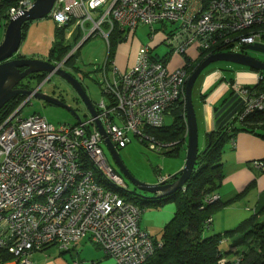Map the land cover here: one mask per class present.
Segmentation results:
<instances>
[{
	"label": "built area",
	"instance_id": "1",
	"mask_svg": "<svg viewBox=\"0 0 264 264\" xmlns=\"http://www.w3.org/2000/svg\"><path fill=\"white\" fill-rule=\"evenodd\" d=\"M35 1L17 0L6 14L7 23L29 11ZM76 2L63 10L55 0L48 15L58 29H64L67 40L75 33L80 36L63 61L51 63L56 69H65V61L90 39L101 37L109 49L112 31L125 40L141 25L171 26L165 43L172 56L184 55L190 48L200 55L220 46L245 54L246 47L264 43V0ZM106 63L113 79L108 80L103 70L101 88L108 104L102 100L94 107L96 118L89 115L75 125L55 127L37 115L21 117L32 93L0 125V252L11 256L5 264H31V254L47 246L69 252L84 239L115 264H143L161 248L139 228L142 211L120 195L126 186L107 164L95 121L116 150L129 143L131 136L152 151L171 149L173 144H161L145 130L163 127L165 116L178 102L185 108L188 74L183 66L171 71L168 62L154 60L147 46L137 50L134 66L124 73L118 72L110 57ZM209 77L242 100L243 108L231 120L239 123L250 113L264 110V92L253 90L261 77L253 78L251 84L223 81L219 72ZM206 88L201 90L205 99L211 92ZM229 143L234 146L233 139ZM253 166L261 169L264 164ZM170 179L160 178L158 183ZM216 201L215 194L204 200L208 205ZM210 225L207 220L205 230ZM218 264L227 261L221 259Z\"/></svg>",
	"mask_w": 264,
	"mask_h": 264
},
{
	"label": "trees",
	"instance_id": "2",
	"mask_svg": "<svg viewBox=\"0 0 264 264\" xmlns=\"http://www.w3.org/2000/svg\"><path fill=\"white\" fill-rule=\"evenodd\" d=\"M16 3L17 0L0 1V22H7L6 14L9 8ZM26 26L27 24L23 26L22 36ZM2 27L5 26L2 25ZM56 32L61 44H57L56 47L50 50L49 61L59 63L76 46L80 36L75 33L74 39L68 44L63 41L64 29H57ZM119 37L120 32L117 30L112 31L109 39L110 48H113L115 40L124 41L120 40ZM80 48L65 61L64 67L69 66ZM190 51L195 53V55H191ZM224 52H231V49L220 46L210 52H202L199 55L193 48H190L184 55H181L183 59L182 66L187 71V74L190 75L205 57ZM171 55L169 52L167 57L163 59L164 61H162L165 63L169 62ZM18 58L23 57L20 56ZM259 74L262 80L259 81L253 90L255 92H264V73ZM45 78L46 74L31 75L21 81L15 89L32 90ZM223 81H226L225 78ZM229 81L232 82L233 79H229ZM101 95L103 96L102 92ZM25 99V96H17L0 110V125L19 108ZM201 99L204 101L205 95H201ZM177 105H180L181 108L177 109ZM177 105L170 111V114L174 117L170 126L145 130V133L155 141L164 145L173 144L171 149L164 151L166 156L176 154L186 141L184 104L183 102H178ZM240 130L257 135L260 132H264V110L250 113L239 123L231 120L220 130L208 132L206 134V146L196 157L195 168L190 179L174 194L161 198L153 196L149 198V195H147V199H139L128 191L120 193L125 200L134 203L141 211L148 207L159 208L167 203H173L176 208L172 220L163 228L161 238L157 240L150 237L154 243H161V248L157 249L143 264H218L221 259H226L227 264H235L233 259L238 257L242 259L240 264H264V210L252 215L234 229L225 231L223 234H214L207 237L204 235L207 231L204 228L205 222L212 220L217 211L230 203H222L218 200L208 205L204 200L215 193L218 184L223 179L220 163L224 146ZM259 136L264 138V135ZM172 181L170 179L168 183ZM99 182L102 184L101 180ZM224 243H227L225 251L222 249ZM49 247L52 246L44 247L41 251ZM10 260L11 256L0 252V264H5Z\"/></svg>",
	"mask_w": 264,
	"mask_h": 264
},
{
	"label": "rangeland",
	"instance_id": "3",
	"mask_svg": "<svg viewBox=\"0 0 264 264\" xmlns=\"http://www.w3.org/2000/svg\"><path fill=\"white\" fill-rule=\"evenodd\" d=\"M61 2L63 7H68L71 0H62ZM102 12L103 10H101V13ZM158 25L159 24L154 25L153 27H158ZM54 29L55 24L51 19H49V17L27 23L26 29L24 30V39L22 40L17 53L14 54L12 58L15 59L22 56L25 59H45L51 48L56 47L57 44H61L60 38ZM149 30V26L138 27L136 34L133 37L131 46H128L127 43L123 44V50L126 53V57L131 62L134 60V53L140 48V46H147L151 49L153 47H157L153 51V55H157L159 57H164L170 50L166 44H161V41L163 40L161 36L162 33H155V39L152 40L148 36ZM127 47L128 49L126 50ZM106 53L107 46L105 41L101 37L96 36L87 41L80 48V50L75 54L72 62L68 67H66V71L81 84L94 107H96L102 100L108 104V99L103 97L100 91V85L104 82L101 67L105 63ZM189 53L193 55L191 51ZM245 54L264 62V54L253 53L250 51H247ZM181 62L182 56H178L173 60L172 66L174 67L178 64L180 67ZM241 71L246 72L248 69L228 63H214L206 68L196 80L192 90L191 100L196 116L199 149H203L206 144L205 133L207 132V128L204 112L205 105L201 99V90L206 78L212 73L220 72L222 77L225 76L227 79H230ZM109 75L110 74H108V76ZM189 76L190 75L188 74V77ZM40 93L47 94L62 101L63 104L70 108V110L73 111L81 121H84L89 117L86 108L74 90L65 81L55 75H51L43 84L40 88ZM176 108L180 109L181 107L180 105H177ZM34 114L43 118L47 123L55 127L64 124L75 125L77 123L75 115L69 110L46 104L35 98H30L20 115L25 118ZM173 120L174 117L172 114L165 116L163 127L170 126ZM101 147L107 164L113 173L122 180L126 186V190L133 193L135 190L134 186L128 178L120 172L107 148L104 145ZM117 154L123 167L134 180L147 185H155L158 183L160 178L172 177L173 175L179 173V168L185 163L186 144L180 147L176 154L166 156L163 151H152L150 147H148L147 143L141 142L131 136L130 142L124 147L119 148L117 150ZM149 198H152V196L149 195ZM168 205L174 206L173 203H167V205L159 208L148 207L146 209H153L154 211L162 210ZM92 245L90 244L89 250L87 249L86 251V253L89 252L88 256H84L89 260L98 259V256H103V252L100 249H98L99 251L96 250L95 246L93 245L94 247H92ZM235 259L240 262L242 261L240 257L234 258L233 260Z\"/></svg>",
	"mask_w": 264,
	"mask_h": 264
},
{
	"label": "crops",
	"instance_id": "4",
	"mask_svg": "<svg viewBox=\"0 0 264 264\" xmlns=\"http://www.w3.org/2000/svg\"><path fill=\"white\" fill-rule=\"evenodd\" d=\"M61 1L62 0H59V7L63 10H69L77 3L76 0H71V2L68 4V7H63ZM53 23L55 24L54 21ZM2 25H4L5 27H2ZM6 25H7L6 21L0 22V43L2 42L3 39L2 34L4 36ZM71 28L72 26L70 27V29ZM57 29L58 28L55 24L54 30ZM136 30L134 33L129 34L128 37L122 42L115 40L112 46L113 48H110L111 43L109 44L110 50L107 49L105 63L101 67L102 72L103 70H106V77L108 78V80L113 79L112 72L109 69L108 63H106L108 57H110L113 60L115 67L119 73H124L125 71L129 70L134 66L137 51L134 53L133 62H131L126 57V53L123 50V44L127 43L128 46H131L133 42V37L136 34ZM171 31H172L171 26L166 24H159L158 27L150 28L148 32L149 33L148 36L152 40H154L155 33H162L161 36L163 40L161 41V44H166L165 43L166 38L169 36ZM74 37L75 35L72 36V38L70 36V39L67 40L66 36L63 34V41L64 43L70 44L74 39ZM23 39H24V35L22 36V40ZM156 48L157 47H153L152 49L149 48L150 56L154 60L162 61L165 57H167L168 53L170 52L169 50L164 57H159L157 55H153L154 54L153 51ZM127 49L128 47L126 48V50ZM49 53L45 59H41V60L50 62ZM193 54L195 55V53ZM176 57L178 56L171 55L170 57L171 61L169 60L168 62L169 69L171 71L179 68L178 64H176L174 67L172 66V62ZM50 63H56V62H50ZM182 63H183V59L181 62V66ZM108 74L110 75L108 76ZM256 77L257 78L260 77L259 72L248 70L246 72L241 71L235 74V76L230 79L237 80L244 84H251L253 83L252 79L253 78L255 79ZM223 78H225L226 81H229V79H227L225 76H223ZM37 86H35L33 89L37 88ZM101 90L102 88L100 85V91ZM208 107L209 106L207 105L204 106V112L206 115V128H207L205 137L206 134L214 128V119L212 118V112H210ZM259 135H264V132H260L257 135L240 130L237 131L233 137L234 146H232L229 142L224 146L223 153L221 155V163H220L223 179L218 184V187L216 188L214 194L218 196V200H220V202L222 203L230 202V203L214 214L211 220V225L204 234L206 237L214 234H223L225 231L234 229L238 224L245 221L252 215L258 214L259 212L264 210V166H262L261 169L255 168L253 166V163L255 162H260L264 164V138H262ZM205 142H206V138H205ZM204 148L199 149V152L203 151ZM183 166L184 165H181L179 170H181ZM175 210H176L175 205L174 206L168 205L165 206L162 210H155V211L153 209L145 208L143 209L141 214L139 228L142 231L146 232L150 237L159 240L161 238L163 228L172 220ZM90 244L91 243L88 242V240L86 239L81 240L80 242L76 243L69 252H61L56 247H49L43 251H38L31 254L30 261L31 264H115L111 258L105 257L104 254H103L104 257L101 255V257L98 256V259H90V260L87 259V257L85 256H88L89 252L86 253V251L87 249L89 250ZM92 247L94 246L92 245ZM95 249L98 250L96 246ZM222 249L224 251L227 249V243H224Z\"/></svg>",
	"mask_w": 264,
	"mask_h": 264
},
{
	"label": "water",
	"instance_id": "5",
	"mask_svg": "<svg viewBox=\"0 0 264 264\" xmlns=\"http://www.w3.org/2000/svg\"><path fill=\"white\" fill-rule=\"evenodd\" d=\"M54 3L55 0H36L29 11L24 12L22 15L17 16L14 19H10L7 23L3 40L0 43V110L15 97L25 96L27 98L34 93L33 98L46 104L69 110L75 115L77 123L80 122L79 117L76 116L70 108L66 107L62 101L47 94L35 92L38 87L43 85L46 78L33 90L15 89L21 81L31 75L46 74L48 76L53 74L65 81L74 90L86 108L87 113L92 118H96L94 106L89 100L85 90L65 69H56L47 61L12 58L20 47L23 26L29 22L38 21L48 17ZM246 50L253 53L264 54V43L248 46L246 47ZM214 63H228L246 68L250 71L264 73V62L254 57H250L247 54L231 52L209 55L195 68L188 77L185 86V119L187 127L185 163L179 173L171 177L173 181L170 183L162 182L156 183L155 185H147L134 180L123 167L118 157L117 150L109 141L100 122L98 120L95 121L96 127L103 138L104 146L111 154L120 172L128 178L134 186L135 190L133 194L139 199H147L145 195H150L155 198L172 195L180 190L190 179L195 168L196 157L199 153L196 116L191 100L192 90L196 80L202 72ZM209 76L206 78L203 86L207 87L205 91L210 90L211 92L208 98L204 100V104L209 106L208 109L212 112V118L214 119V128L211 131H216L223 128L234 117V115L243 108V102L236 94H231L224 84L215 87L217 81H212ZM136 192L143 194H137Z\"/></svg>",
	"mask_w": 264,
	"mask_h": 264
},
{
	"label": "clouds",
	"instance_id": "6",
	"mask_svg": "<svg viewBox=\"0 0 264 264\" xmlns=\"http://www.w3.org/2000/svg\"><path fill=\"white\" fill-rule=\"evenodd\" d=\"M205 58H206V57H205ZM202 61H203V60H202ZM65 70H66V69H65ZM219 73H220V72H219ZM220 75H221V73H220ZM46 76H47V75H46ZM221 77H222V76H221ZM42 82H43V81H42ZM42 82H41V83H42ZM215 87H216V86H215ZM215 87H214V88H215ZM201 95H202V94H201ZM204 100H205V99H204Z\"/></svg>",
	"mask_w": 264,
	"mask_h": 264
},
{
	"label": "flooded vegetation",
	"instance_id": "7",
	"mask_svg": "<svg viewBox=\"0 0 264 264\" xmlns=\"http://www.w3.org/2000/svg\"><path fill=\"white\" fill-rule=\"evenodd\" d=\"M137 194H143V193H140V192H136ZM147 196V195H146Z\"/></svg>",
	"mask_w": 264,
	"mask_h": 264
}]
</instances>
